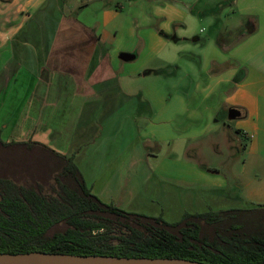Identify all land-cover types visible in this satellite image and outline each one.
<instances>
[{
	"label": "crops",
	"instance_id": "0c3cea01",
	"mask_svg": "<svg viewBox=\"0 0 264 264\" xmlns=\"http://www.w3.org/2000/svg\"><path fill=\"white\" fill-rule=\"evenodd\" d=\"M199 21L213 26L211 35L180 46L189 33L174 28L191 33ZM170 43L173 57L153 67ZM157 74L173 77V92L155 78L138 84ZM7 107L15 117L0 120L4 141L74 155L92 193L123 210L138 212L131 202H153L168 186L225 187L192 157L209 151L211 136L229 148L231 133L244 142L250 188L264 180V0H0V112ZM231 108L240 116L226 131L219 118L225 110L231 120Z\"/></svg>",
	"mask_w": 264,
	"mask_h": 264
},
{
	"label": "trees",
	"instance_id": "16d2710c",
	"mask_svg": "<svg viewBox=\"0 0 264 264\" xmlns=\"http://www.w3.org/2000/svg\"><path fill=\"white\" fill-rule=\"evenodd\" d=\"M114 226L125 231L117 242ZM31 252L264 264V206L176 222L128 212L92 193L74 155L0 137V253Z\"/></svg>",
	"mask_w": 264,
	"mask_h": 264
},
{
	"label": "rangeland",
	"instance_id": "374dc122",
	"mask_svg": "<svg viewBox=\"0 0 264 264\" xmlns=\"http://www.w3.org/2000/svg\"><path fill=\"white\" fill-rule=\"evenodd\" d=\"M125 5V1L121 2ZM129 14V7L126 5L125 9L123 10V16H128ZM221 27V25H220ZM215 28L217 26L215 25ZM199 29L205 30V32L200 33ZM213 26L204 22L199 21L194 28H192V31L190 33V27H186V24H183V26H176L174 28V31L179 36H186L185 31L188 30V41H182L179 43L180 46L184 45H196V43L192 42L193 37L195 36H201L202 38L211 35ZM141 46H137L136 52L138 54L141 53ZM160 54L157 55V57L152 61L153 67H158L159 63L161 62L162 58L166 57H173V44L170 43L168 48L164 49L162 48L159 52ZM136 61L131 62H124L120 61L121 68L123 69V66L125 64L134 65L136 64ZM127 70V68L125 67ZM124 70V69H123ZM155 75V74H153ZM177 77V76H176ZM138 84L141 85L143 83L144 85L148 82L149 78H155L154 82H158L159 84L164 83L171 91L173 92V77H167L162 74H157L156 76H140L139 77ZM175 78V77H174ZM180 81L185 79V74L182 73L178 76ZM176 80V79H175ZM179 81V82H180ZM129 81L125 84L129 87ZM181 84V83H179ZM182 89L189 90L191 87V82L182 83ZM141 88V87H140ZM7 101V100H6ZM8 102V101H7ZM130 106H132L130 104ZM1 110V109H0ZM15 110V107H7L3 108L0 112V120H5L8 115L12 116V111ZM223 111V110H222ZM74 114V112L71 113V116ZM15 117L14 115L12 118ZM70 117V116H69ZM67 117L66 119H69ZM223 118V121L221 120V126L223 130L230 129V126L234 125L233 120H228L227 113L225 110L220 114V118ZM9 119V118H8ZM8 119L6 121H8ZM64 126V125H63ZM35 128H38L36 126ZM58 125H55V129L51 130L52 134L51 136H57L55 134L58 132ZM229 131V130H228ZM234 138V148H229L226 143L223 142V140L219 138H212L211 136V146L208 152H205L203 154H196L195 156H192L197 163L199 164H206L208 169H210L209 176L211 182L213 179L219 180H226L227 183L225 184V187L218 188L216 186H213L211 183L209 186H201L200 184H196L193 189L190 188H177L173 187H166V191L169 193L166 196H161V198L157 199L158 196L155 195V197H152L153 202H147V197L142 196L135 200L134 202L130 203V206H133L131 209L135 207V211L138 212L135 213H141L145 215L151 216L149 213H152L154 215H160L156 214V211H163L164 212V220L167 222H176L180 220L184 213H203L207 212L209 210H228V209H234V208H240V209H252V208H261L264 206V180L260 177H255L254 182L250 186V188L245 186V180H246V173L245 172L244 165L249 164V156L247 155L246 150L244 149V142H235L236 134L231 133ZM221 138V137H220ZM212 139L217 141L219 143V146H215ZM64 139H62L63 141ZM215 141V142H216ZM75 144L76 140L70 137L67 140V143ZM179 158V157H177ZM159 163V161H156ZM81 171V170H80ZM207 172V171H205ZM154 187V185H152ZM152 188V187H151ZM149 187H146L145 190H148ZM159 188H154L155 191H157ZM161 190V188H160ZM181 190V191H177ZM162 191V190H161ZM250 191H252V194L256 193L259 196H261V199L259 201V198L255 197H249L247 195L250 194ZM151 197L148 195V198ZM142 201H145L146 204H143ZM260 203V204H259ZM132 212V211H128ZM124 230L120 226H114L111 230V236L112 241L117 242V237L124 234Z\"/></svg>",
	"mask_w": 264,
	"mask_h": 264
},
{
	"label": "water",
	"instance_id": "95a60500",
	"mask_svg": "<svg viewBox=\"0 0 264 264\" xmlns=\"http://www.w3.org/2000/svg\"><path fill=\"white\" fill-rule=\"evenodd\" d=\"M134 56L123 53L120 58L124 61L132 59ZM240 116V111L231 108L228 113L229 119L233 120ZM196 262L177 258H128L112 257L100 255H73V254H49L42 252L9 254L0 253V264H174L175 262Z\"/></svg>",
	"mask_w": 264,
	"mask_h": 264
},
{
	"label": "bare ground",
	"instance_id": "6f19581e",
	"mask_svg": "<svg viewBox=\"0 0 264 264\" xmlns=\"http://www.w3.org/2000/svg\"><path fill=\"white\" fill-rule=\"evenodd\" d=\"M174 264H195V263H186V262L179 261V262H175Z\"/></svg>",
	"mask_w": 264,
	"mask_h": 264
}]
</instances>
